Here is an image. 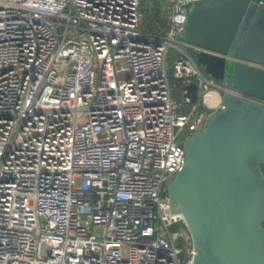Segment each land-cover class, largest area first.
<instances>
[{
	"label": "built area",
	"instance_id": "2783aa9c",
	"mask_svg": "<svg viewBox=\"0 0 264 264\" xmlns=\"http://www.w3.org/2000/svg\"><path fill=\"white\" fill-rule=\"evenodd\" d=\"M197 1L0 0V264H192L167 183L222 95L179 47Z\"/></svg>",
	"mask_w": 264,
	"mask_h": 264
},
{
	"label": "water",
	"instance_id": "95a60500",
	"mask_svg": "<svg viewBox=\"0 0 264 264\" xmlns=\"http://www.w3.org/2000/svg\"><path fill=\"white\" fill-rule=\"evenodd\" d=\"M186 42L222 82L217 112L185 144L182 169L168 181L172 213L185 218L192 264H264V0H202L190 6ZM195 83L186 86L193 103Z\"/></svg>",
	"mask_w": 264,
	"mask_h": 264
},
{
	"label": "rangeland",
	"instance_id": "374dc122",
	"mask_svg": "<svg viewBox=\"0 0 264 264\" xmlns=\"http://www.w3.org/2000/svg\"><path fill=\"white\" fill-rule=\"evenodd\" d=\"M143 28L146 29L147 27L143 26ZM183 40H185V39L183 38ZM179 47L183 51H185L188 54H190L196 60V54L194 53V51H192L190 49H187V48H185V47H183L181 45ZM176 55H177V53H176L175 50H173V49L170 50L169 56H168L167 69H168V75H169V80H170V84H171L172 96L177 101L183 103L184 102V100H183L184 83H183V81H180V80H178V79H176L174 77V71H173V64H174V59H175ZM199 66H200L201 70L203 71V73L205 74V76L208 77V78H211L209 75H207L204 72V70H203V68L201 67L200 64H199ZM216 83L219 84V85H222V82H220V81H216ZM200 130H203L202 127L200 128ZM183 232H184V240L180 242L179 247L182 248L185 251L187 249L188 245L190 246L192 244V241H191V237H190V234H189L188 230L184 229ZM124 256L127 257V249L124 250ZM183 256H185V255H183Z\"/></svg>",
	"mask_w": 264,
	"mask_h": 264
},
{
	"label": "trees",
	"instance_id": "16d2710c",
	"mask_svg": "<svg viewBox=\"0 0 264 264\" xmlns=\"http://www.w3.org/2000/svg\"><path fill=\"white\" fill-rule=\"evenodd\" d=\"M144 11L146 14V25L149 29H156L159 27H165L166 26V16L164 13H161L159 7L160 3L156 2V7L152 10L147 6L146 1L143 4ZM263 173H264V166L262 167ZM264 226V223H263Z\"/></svg>",
	"mask_w": 264,
	"mask_h": 264
},
{
	"label": "bare ground",
	"instance_id": "6f19581e",
	"mask_svg": "<svg viewBox=\"0 0 264 264\" xmlns=\"http://www.w3.org/2000/svg\"><path fill=\"white\" fill-rule=\"evenodd\" d=\"M211 96L212 97L210 98V103L212 104V103H214V102H216L218 100V97H217L216 94H212Z\"/></svg>",
	"mask_w": 264,
	"mask_h": 264
}]
</instances>
